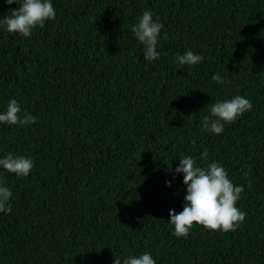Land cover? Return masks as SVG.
I'll list each match as a JSON object with an SVG mask.
<instances>
[{"label": "trees", "instance_id": "trees-1", "mask_svg": "<svg viewBox=\"0 0 264 264\" xmlns=\"http://www.w3.org/2000/svg\"><path fill=\"white\" fill-rule=\"evenodd\" d=\"M52 4L55 20L29 37L0 28V114L15 99L37 120L0 123V159L34 165L27 177L0 166L12 191L0 264H123L144 253L156 264H264V0ZM18 8L0 0V18ZM144 11L164 25L155 61L131 31ZM188 50L203 61L177 63ZM237 95L253 108L219 135L205 131L211 104ZM185 156L220 163L244 185L235 231L173 235L169 212L183 211L187 195L174 170Z\"/></svg>", "mask_w": 264, "mask_h": 264}, {"label": "clouds", "instance_id": "clouds-1", "mask_svg": "<svg viewBox=\"0 0 264 264\" xmlns=\"http://www.w3.org/2000/svg\"><path fill=\"white\" fill-rule=\"evenodd\" d=\"M4 2L9 6L19 5L17 10L0 18V28L9 33L29 37L33 29L43 28L46 21L56 18L52 0H4ZM163 27L164 25L158 20L154 21L150 11H144L138 22L132 25V33L143 45L144 60L155 61L159 58L157 44ZM167 38L165 33L164 39ZM175 59L180 65H197L204 57L188 50L183 55H177ZM212 81L216 84L230 83L222 79L219 74H214ZM252 108L251 101L239 95L227 101L218 100L211 104L210 115L203 117V129L219 135L224 131L225 124L233 123ZM0 123L26 126L37 123V120L28 112H22L17 100L12 99L8 103L7 110L0 114ZM192 143H196L195 139ZM208 155L205 149L201 159L206 161ZM0 166L7 172L21 177H27L34 167L31 158L13 156L11 153L0 159ZM174 171L176 174H183V183L187 186L183 211L179 214L174 210L169 212L170 224L174 226L173 235L177 238H187L194 225L202 226L206 230L227 233L235 231L245 221L246 213L236 206L245 190L244 185L235 186L220 163L212 162L201 167L194 158L185 156L180 158V166ZM250 171L249 168V173ZM169 186H171L170 182ZM251 186L249 183L248 187ZM11 197L12 191L7 186L0 185V213L11 212L9 203ZM114 264H122V262L115 257ZM123 264H156V261L149 253H144L140 256H127Z\"/></svg>", "mask_w": 264, "mask_h": 264}]
</instances>
